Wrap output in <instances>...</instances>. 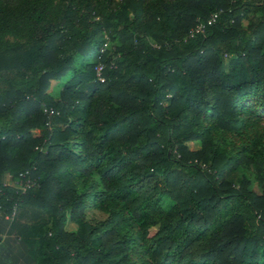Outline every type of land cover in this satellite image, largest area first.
Instances as JSON below:
<instances>
[{"label":"trees","instance_id":"16d2710c","mask_svg":"<svg viewBox=\"0 0 264 264\" xmlns=\"http://www.w3.org/2000/svg\"><path fill=\"white\" fill-rule=\"evenodd\" d=\"M251 102L264 0H0V211H44L36 264H264Z\"/></svg>","mask_w":264,"mask_h":264},{"label":"crops","instance_id":"0c3cea01","mask_svg":"<svg viewBox=\"0 0 264 264\" xmlns=\"http://www.w3.org/2000/svg\"><path fill=\"white\" fill-rule=\"evenodd\" d=\"M46 218L43 210L28 205L20 206L14 219L0 211V264H36L33 230Z\"/></svg>","mask_w":264,"mask_h":264},{"label":"rangeland","instance_id":"374dc122","mask_svg":"<svg viewBox=\"0 0 264 264\" xmlns=\"http://www.w3.org/2000/svg\"><path fill=\"white\" fill-rule=\"evenodd\" d=\"M61 86H62L61 81H52L50 86H49L48 92L52 96L57 97L59 94V91L61 89ZM248 105L251 106L252 112L260 114V118L257 121L258 123L256 122L253 126L250 127V129H248L244 132L243 139L246 141V140H249L253 135L258 134L264 140V106L263 107L262 106H256L255 102H251ZM251 118H255V117L253 116ZM254 120H256V119H254ZM240 141L241 140H235V144L240 142ZM242 172L243 171H241V170H237V171L231 173L229 175L228 179L231 180L232 182H235L236 179L240 176V174ZM245 173L248 175V177H250V179L252 181L251 187L254 190H256L257 192H260V188L257 185V181L254 178V175H251L249 172H245ZM86 217H87V220H89L91 223L94 224V223H97V222L103 220L106 217V214L98 211L95 208H89L86 211ZM142 249L143 248L140 247L138 244L135 245V249L132 253L133 262H136L138 264H144V263L153 264L149 260V258L142 253Z\"/></svg>","mask_w":264,"mask_h":264},{"label":"built area","instance_id":"2783aa9c","mask_svg":"<svg viewBox=\"0 0 264 264\" xmlns=\"http://www.w3.org/2000/svg\"><path fill=\"white\" fill-rule=\"evenodd\" d=\"M215 17H216V14L213 13L210 15V17L207 19L206 22H198L193 28L189 30V36H192L194 33H197V32H203L205 29V25L211 24L214 21ZM94 70H95L97 79L99 81H104V76L102 75L103 63L99 61L95 65ZM34 183H35L34 180L30 177V170L28 169L21 172L18 175V178L13 181V185L16 186L18 189H20L21 193H24L25 190L33 186ZM0 191H1V188H0ZM14 210H15V206L13 207L11 214H7V216L13 215Z\"/></svg>","mask_w":264,"mask_h":264}]
</instances>
